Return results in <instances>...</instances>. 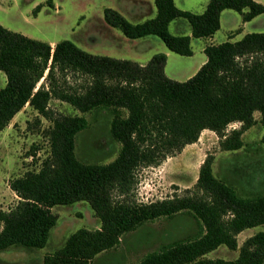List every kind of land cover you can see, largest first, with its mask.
<instances>
[{
	"label": "trees",
	"instance_id": "16d2710c",
	"mask_svg": "<svg viewBox=\"0 0 264 264\" xmlns=\"http://www.w3.org/2000/svg\"><path fill=\"white\" fill-rule=\"evenodd\" d=\"M47 3L53 6L51 0ZM154 5L155 16L142 22L128 21L109 7L103 10L104 20L128 38L155 35L169 51L190 56L191 37L213 36L224 9L239 13L243 22L264 13V5L255 0H208L202 13L180 9L174 0H154ZM39 9L37 5L34 11ZM177 18L188 22L191 35L170 33L169 24ZM203 51L205 62L179 81L165 74V53L141 64L89 53L69 39L52 47L0 24V71L6 77L0 88V131L25 105L51 122L45 131L48 156L38 170L10 183L19 201L0 210V251L11 246L44 247L58 219L52 207L84 200L100 227L77 229L62 247L44 255L43 264H91L125 233L183 210L195 217L201 231L162 245L138 264H263L264 230L245 239L233 260L204 258L220 245L238 249V233L264 224V191L241 195L214 175L211 155L200 165L196 194L149 202L131 198L138 167L158 165L196 142L202 130L215 132L223 149L236 150L243 144V131L256 122L254 112L260 113L264 126V32L206 45ZM53 98L82 113L109 109V132L120 144L116 157L108 163L79 160L76 136L88 120L81 115H53L49 109ZM234 122L240 127L227 132Z\"/></svg>",
	"mask_w": 264,
	"mask_h": 264
},
{
	"label": "rangeland",
	"instance_id": "374dc122",
	"mask_svg": "<svg viewBox=\"0 0 264 264\" xmlns=\"http://www.w3.org/2000/svg\"><path fill=\"white\" fill-rule=\"evenodd\" d=\"M47 1L0 0V24L11 31L48 42L52 47L62 39H69L89 53L131 59L141 64L147 63L156 53H165L167 60L164 72L169 78L179 81L191 73L203 55L200 51L205 40L203 38L191 37L192 55L183 56L169 51L155 35L128 38L104 20L103 10L109 7L117 10L128 21L142 22L155 16L154 0H51L52 7ZM174 2L180 9L202 13L208 0ZM37 5H40V9L35 12ZM259 18V21L246 25L243 32H264V14ZM242 22L239 13L226 9L222 15L221 28L214 33L215 41L221 43L231 38L239 40L242 37ZM230 30L232 36L229 37ZM169 31L172 34L191 35L190 26L183 18L171 21ZM5 82V74L0 71V88ZM49 109L55 116L81 115L88 120L87 127L76 136L75 152L79 160L85 163H108L116 157L120 144L112 139L109 132L112 117L109 109L98 108L82 113L56 98L49 101ZM260 117L258 111L254 112L256 122L243 131V144L239 149H223L216 133L207 131L209 135L201 133L196 142L185 145L180 152L168 156L158 165L138 167L131 198L137 202H149L196 194L199 168L209 155L213 157L214 175L233 185L241 195L262 193L264 145L261 137L264 126ZM50 125L48 119L25 105L0 131V210H9L19 201L10 187L11 181L27 171L38 170L42 160L48 156L45 131ZM239 127V122L231 123L227 132ZM52 211L58 219L50 230L46 245L42 248L11 246L3 249L0 251V264H43L44 255L62 247L77 229L93 230L100 227L99 219L84 200L56 205ZM199 227L195 217L186 210L170 217L146 221L137 229L125 233L114 248L97 255L91 264H138L145 254L162 245L193 238L201 231ZM261 230H264V224L244 229L236 237L238 249L230 250L220 245L204 258L233 260L243 241Z\"/></svg>",
	"mask_w": 264,
	"mask_h": 264
},
{
	"label": "crops",
	"instance_id": "0c3cea01",
	"mask_svg": "<svg viewBox=\"0 0 264 264\" xmlns=\"http://www.w3.org/2000/svg\"><path fill=\"white\" fill-rule=\"evenodd\" d=\"M257 1H259V2H261V3H264V1L263 0H257ZM225 10L226 9H224L222 12H221V15H220V28H221V24H222V15H223V13L225 12ZM264 14V13H263ZM261 15L262 14H260V15H257V16H255L254 18H252L251 20H249V21H245V22H242V24H241V33L240 34H242V36L244 35V34H246V33H248V32H246V33H244L243 32V30H245V28H246V25H248V24H250V23H255V21H259V17H261ZM232 31L230 30V33H229V37L230 36H232V33H231ZM214 35L213 36H211V37H205V38H203V39H205L204 40V42L202 43V48H201V53H203V55H202V57L200 58V60H199V62H197L196 63V65L194 66V68L192 69V71H191V73L190 74H188L187 76H186V78L185 79H187V78H189L190 76H192L198 69H199V67L205 62V60H206V55L204 54V47L206 46V45H210V44H217V42L215 41V39H214ZM228 40H236V39H234V38H231V39H228ZM185 79H181V80H185ZM205 131V132H204ZM212 132L211 130H209V129H204V130H202V132L201 133H206V132ZM200 133V134H201ZM206 135H209V133H206Z\"/></svg>",
	"mask_w": 264,
	"mask_h": 264
}]
</instances>
